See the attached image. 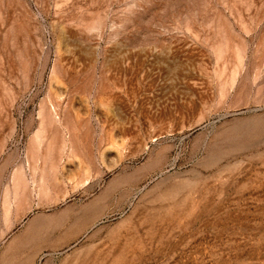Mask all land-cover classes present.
I'll use <instances>...</instances> for the list:
<instances>
[{
  "label": "rangeland",
  "instance_id": "rangeland-1",
  "mask_svg": "<svg viewBox=\"0 0 264 264\" xmlns=\"http://www.w3.org/2000/svg\"><path fill=\"white\" fill-rule=\"evenodd\" d=\"M0 264H264V0H0Z\"/></svg>",
  "mask_w": 264,
  "mask_h": 264
}]
</instances>
